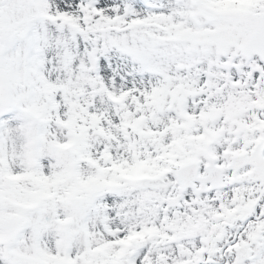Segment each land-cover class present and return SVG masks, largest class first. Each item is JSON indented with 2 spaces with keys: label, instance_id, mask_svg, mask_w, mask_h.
Instances as JSON below:
<instances>
[{
  "label": "snow or ice",
  "instance_id": "snow-or-ice-1",
  "mask_svg": "<svg viewBox=\"0 0 264 264\" xmlns=\"http://www.w3.org/2000/svg\"><path fill=\"white\" fill-rule=\"evenodd\" d=\"M0 264H264V0H0Z\"/></svg>",
  "mask_w": 264,
  "mask_h": 264
}]
</instances>
